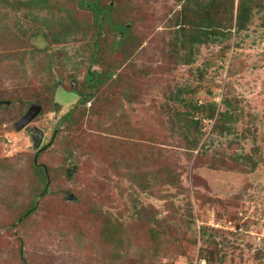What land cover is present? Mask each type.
I'll return each instance as SVG.
<instances>
[{
	"label": "rangeland",
	"instance_id": "obj_1",
	"mask_svg": "<svg viewBox=\"0 0 264 264\" xmlns=\"http://www.w3.org/2000/svg\"><path fill=\"white\" fill-rule=\"evenodd\" d=\"M95 1L124 41L77 0H0V264H264V0L185 47L212 0Z\"/></svg>",
	"mask_w": 264,
	"mask_h": 264
},
{
	"label": "trees",
	"instance_id": "obj_2",
	"mask_svg": "<svg viewBox=\"0 0 264 264\" xmlns=\"http://www.w3.org/2000/svg\"><path fill=\"white\" fill-rule=\"evenodd\" d=\"M235 1L236 0H212V5L206 9H204L202 4H198L192 9L193 14L191 16L185 14L184 11L181 12L180 15H178L176 22L177 25H179V27L176 29V32L180 35V37L177 38V42L180 44V46H193L214 40H227L230 38V31H228V28L231 27L233 22L236 32L235 34H239L244 31L247 28L248 19L250 17L254 0H237L235 8L236 15L234 16L233 12ZM77 4L81 9L89 10L93 14L96 22L101 24L100 28L102 30H104L103 26L105 24L107 26L106 29H109L111 32H113L118 41H124V39L129 36V27L126 26L125 22L114 23L110 20V16L113 11V6L110 4L107 3L106 5H100L95 0H77ZM214 14H221L223 16L222 20L215 19L213 17ZM129 22L131 23V21L127 20V23ZM228 25L229 27H227ZM119 31H121L123 34L121 38L118 35ZM100 34L98 36H100ZM173 44L175 43L173 42ZM181 57L182 56H179V58ZM112 70L113 68L111 67L106 68L105 71L88 69L89 73L86 74L85 81L89 83L90 91L86 96H83L80 93L77 94L79 96L78 100L83 104L92 99L94 97L93 94H96V92H98L99 89L105 84V82L111 78L113 75ZM228 104L229 103L227 101H224V106L226 109ZM227 110L221 113V119H219V121L225 120L226 117L224 116L227 115ZM175 117L183 121L186 120V118L182 117L181 115H176ZM211 117V114L205 116V118L208 120H211ZM223 117L224 119H222ZM63 118H71V113L67 112L64 114ZM198 123L199 121L190 119L187 123V126L197 125ZM184 124H186V122H184ZM39 169L40 172H43V177H46L48 169L45 167L43 169Z\"/></svg>",
	"mask_w": 264,
	"mask_h": 264
},
{
	"label": "water",
	"instance_id": "obj_3",
	"mask_svg": "<svg viewBox=\"0 0 264 264\" xmlns=\"http://www.w3.org/2000/svg\"><path fill=\"white\" fill-rule=\"evenodd\" d=\"M121 36V33H119ZM9 104L8 101L6 102H0V105L2 104ZM40 112L39 106H33L27 112L15 123V127L17 130L24 128L27 126ZM31 139L33 142V148L38 149L41 146V143L43 141V131L38 127H33L30 130Z\"/></svg>",
	"mask_w": 264,
	"mask_h": 264
}]
</instances>
